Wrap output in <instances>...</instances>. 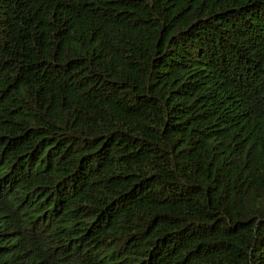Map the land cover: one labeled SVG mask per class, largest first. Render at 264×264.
<instances>
[{
    "label": "trees",
    "instance_id": "trees-1",
    "mask_svg": "<svg viewBox=\"0 0 264 264\" xmlns=\"http://www.w3.org/2000/svg\"><path fill=\"white\" fill-rule=\"evenodd\" d=\"M0 264H264V0H0Z\"/></svg>",
    "mask_w": 264,
    "mask_h": 264
}]
</instances>
